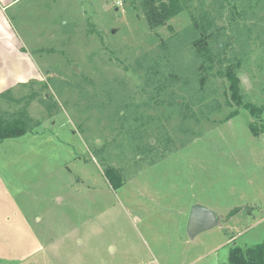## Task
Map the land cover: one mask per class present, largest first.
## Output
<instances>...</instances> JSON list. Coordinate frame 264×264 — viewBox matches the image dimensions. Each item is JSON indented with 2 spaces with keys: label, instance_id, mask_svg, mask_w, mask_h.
<instances>
[{
  "label": "rangeland",
  "instance_id": "obj_1",
  "mask_svg": "<svg viewBox=\"0 0 264 264\" xmlns=\"http://www.w3.org/2000/svg\"><path fill=\"white\" fill-rule=\"evenodd\" d=\"M180 2L155 28L145 0L9 11L41 79L0 99L29 129L0 143V264H227L264 241V0ZM195 205L220 224L191 237ZM26 216L47 249L17 244Z\"/></svg>",
  "mask_w": 264,
  "mask_h": 264
},
{
  "label": "crops",
  "instance_id": "obj_2",
  "mask_svg": "<svg viewBox=\"0 0 264 264\" xmlns=\"http://www.w3.org/2000/svg\"><path fill=\"white\" fill-rule=\"evenodd\" d=\"M18 2L19 0H0V99L20 85H27L29 82L38 83L37 81L41 79L40 68L28 58L24 52V47L22 48V45L18 43L19 38L9 15V11ZM34 215L38 216L36 213ZM32 229L27 216L26 218L24 217L22 228L19 227V231H21L23 236L17 244L31 241L33 244L28 243L24 246V249L33 245V248L38 249V251L42 247L46 248L47 246L43 245L42 236L33 235ZM1 236V240L4 241V234ZM12 242L14 243L16 240H12ZM3 256L0 255V258H3Z\"/></svg>",
  "mask_w": 264,
  "mask_h": 264
},
{
  "label": "trees",
  "instance_id": "obj_3",
  "mask_svg": "<svg viewBox=\"0 0 264 264\" xmlns=\"http://www.w3.org/2000/svg\"><path fill=\"white\" fill-rule=\"evenodd\" d=\"M145 9L147 20L151 27H159L167 24L169 20L176 17L184 10L180 0H145L142 4ZM195 46L200 50V54L205 57L207 55V47L203 39H198ZM231 83L232 98L238 103L241 102L239 93V78L234 73L229 74ZM251 110V114H253ZM28 126L25 120H14V122H6L0 118V143L9 139H19L28 133ZM107 178L113 187H119L123 179L113 170L107 172ZM227 264H264V241L246 248L234 247L230 251Z\"/></svg>",
  "mask_w": 264,
  "mask_h": 264
},
{
  "label": "water",
  "instance_id": "obj_4",
  "mask_svg": "<svg viewBox=\"0 0 264 264\" xmlns=\"http://www.w3.org/2000/svg\"><path fill=\"white\" fill-rule=\"evenodd\" d=\"M112 33H116V30H112ZM242 82L246 89L249 90L251 86L249 77L243 76ZM219 224L220 218L215 212L203 205H195L190 213L188 233L191 237H195Z\"/></svg>",
  "mask_w": 264,
  "mask_h": 264
}]
</instances>
